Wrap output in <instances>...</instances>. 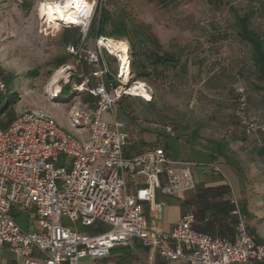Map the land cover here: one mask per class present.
Returning a JSON list of instances; mask_svg holds the SVG:
<instances>
[{
    "label": "built area",
    "instance_id": "2783aa9c",
    "mask_svg": "<svg viewBox=\"0 0 264 264\" xmlns=\"http://www.w3.org/2000/svg\"><path fill=\"white\" fill-rule=\"evenodd\" d=\"M84 1L91 6L88 18L83 16L85 19L77 25L60 26L78 27L83 34L82 42L67 50L82 58L89 68L75 91L87 92L97 99L96 109L86 115L88 138L66 131L53 116L33 110L22 112L6 130L0 125V254L8 245L17 259H24L18 264H79L83 258L106 259L114 248L132 247L138 241L169 263L264 264V243L250 233L236 197L231 198L236 218V240L231 242L198 231L192 211L171 233L152 228L143 205L127 193V179L139 176L146 179L141 199L151 203L156 191L172 197L193 191L196 185L192 169L199 164L173 161L163 149L135 158L125 156L129 133L116 118L115 109L123 97H135L130 91L141 82L130 84V73L128 81L122 79L123 63L114 55L118 71L110 79L106 54H112L103 44L108 39H96L92 48L85 46L95 8L101 9L107 0ZM143 85L151 96L147 83ZM238 93L236 116L244 134L264 132V122L248 113L245 89L240 88ZM8 94L0 74V101ZM105 114L113 115L112 124L104 120ZM83 118L84 113L74 114V129H80ZM165 133L171 137L176 134L172 126L165 127ZM16 209L34 212L39 230H23L12 214ZM63 218L74 228L64 225ZM77 223L87 229L97 224L108 229L90 235L82 233ZM37 255L40 262L34 260Z\"/></svg>",
    "mask_w": 264,
    "mask_h": 264
},
{
    "label": "rangeland",
    "instance_id": "374dc122",
    "mask_svg": "<svg viewBox=\"0 0 264 264\" xmlns=\"http://www.w3.org/2000/svg\"><path fill=\"white\" fill-rule=\"evenodd\" d=\"M56 2L58 0H0V70L4 75L15 76L11 91L19 98L14 106L17 116L26 110L43 112L53 116L64 129L76 134L77 130L71 129L69 124L72 110L84 113L80 129L87 128L86 115L91 114L90 107L80 101L75 91L78 79L87 73L82 71L67 50L73 44H63V35L69 27L60 26L61 21L48 8ZM249 2L185 0L164 9L153 0H115L112 6L125 8L131 19L150 27L163 52L177 55L181 62H186L182 63V72L168 73L162 80L148 81L151 96L148 93L145 95V86L141 82L132 91L141 106L138 108L135 103L128 105L131 113L138 114L145 123L163 121L165 125L176 128V136L183 142L192 145L205 147L209 140L225 137V128L215 136L210 135L208 129H203L196 138L192 135L194 128L222 109L230 110L231 125L236 126L237 90L248 88L257 78L250 51L239 43L236 36L234 10L244 15L250 9ZM99 13L98 6L91 23ZM53 16L55 19H52ZM263 21L264 14L254 17L253 28L263 30ZM109 40L121 48L126 46L127 51L120 49L115 54L125 52L132 61L133 51L128 40ZM86 42L93 46L95 40L92 38ZM64 58L69 60L68 63L57 68ZM117 63L112 61L113 71H116ZM55 81L61 87L58 93L55 92L57 85H53ZM67 85L70 86L69 96L62 91ZM53 93L56 96L54 99ZM7 100L5 97L0 104V114L6 108ZM150 104H154L155 109ZM115 111L117 113V108ZM119 117L127 120L122 110ZM228 139L231 151L242 166V174L235 171L232 197L237 198L240 206H247L249 227L264 241V159L255 153L254 144L242 139V136L236 140ZM169 147L173 158L181 155L174 139L169 140ZM255 157L257 160L253 162ZM201 158L206 159L205 156ZM15 213L20 216L16 220L23 230L29 231L33 222L34 229L39 230L35 214L17 209ZM63 224L74 228L67 218H63ZM76 227L82 233H88V229L80 223Z\"/></svg>",
    "mask_w": 264,
    "mask_h": 264
},
{
    "label": "crops",
    "instance_id": "0c3cea01",
    "mask_svg": "<svg viewBox=\"0 0 264 264\" xmlns=\"http://www.w3.org/2000/svg\"><path fill=\"white\" fill-rule=\"evenodd\" d=\"M249 6V8L254 7L258 10L257 16L264 14V2L250 0ZM257 31L261 34L264 41V29H258ZM238 41L250 51L252 65L257 74L256 80H253L251 84L248 85V113L251 116L258 117L262 122H264V81L259 78V69L254 63L253 51L251 47L242 43L239 39ZM95 43L91 47H94ZM106 58L111 70L110 79H114L118 71V63L116 71H113L112 61L117 62V59L113 55L108 54H106ZM134 89H136V87L132 88V91H134ZM145 91L146 89L144 88L145 95H148ZM146 97V99H149L148 96ZM134 103L138 105V108L141 106L138 99H135L134 97H123L116 106L117 113L115 111L116 118L125 124L126 130L129 133V141L125 148V156L127 158H135L158 149H163L168 158L173 161L193 162L199 164V166L192 169L196 185V188L193 191L174 197L164 196L159 191H156L153 203L141 199V192L146 185V179L144 177L139 176L134 179H127V193L136 196L139 202L143 205L144 214L149 221L150 226L161 230L162 232L171 233L181 218L187 212L192 211L197 216L195 228L198 231L214 237H222L234 242L236 240V218L232 215V211H229V205H231V198L233 194L232 184H235L236 182L235 170L228 165L224 159L209 162L206 156V147H202L199 144L192 145L190 142H183L181 138L169 137V135L165 133V124L163 121L156 120L155 122L149 121L148 123H145L140 116H137L138 114L136 115L135 113H131V110L128 109V105H134ZM121 110L127 120L120 119L119 112ZM92 111L93 110L91 109V112ZM75 113L77 112L72 110L69 117L71 129H74L71 123V118L74 117ZM231 116L232 114L230 110L226 109H224V111L222 109L220 112L211 114V116L206 120V122L211 124V127L207 128L210 135L215 136L217 135V132L219 133L225 128L224 132L227 133L228 137H231L234 140L241 137L242 132L240 127L237 126L238 122L236 118L234 119L236 120L237 127L231 125L233 124ZM104 119H106L107 122H113L114 117L112 114H105ZM75 135L86 140L88 138V129L85 127L83 129H79ZM170 139H174L176 141L177 149L179 150V154H181L177 158H173L171 155L169 147ZM228 141L230 142V140ZM202 151L206 159L201 158ZM198 156L201 159H199ZM255 160H257L256 157L252 159L253 162ZM211 165L218 167L219 171H214ZM31 213L35 214L34 212ZM30 224V230L37 231L34 229V222ZM93 227L98 230L97 234L108 229L106 226L100 224ZM39 258L40 256L37 255L34 260L40 262ZM19 262L23 263L24 259H17L16 255L10 250V247L8 245L4 246L0 254V264H18ZM79 264L187 263L184 261H174L169 263L158 254H153L148 248L136 241L132 247L114 248L110 256L106 259L94 261L91 258H83L79 261Z\"/></svg>",
    "mask_w": 264,
    "mask_h": 264
},
{
    "label": "trees",
    "instance_id": "16d2710c",
    "mask_svg": "<svg viewBox=\"0 0 264 264\" xmlns=\"http://www.w3.org/2000/svg\"><path fill=\"white\" fill-rule=\"evenodd\" d=\"M115 0L109 1V6L102 7L100 9V13L98 18L91 23L88 35L85 38V46L87 48H92L87 44V40L94 38H106L113 39L116 41H121L123 39L128 40L131 49L133 51V59L131 61V69H130V84L135 82H144L148 83L153 79H164L167 74H174L176 71L182 72V63L180 58L177 55L170 54L168 52L162 51V46L154 35L152 30L146 24L137 22L130 18L128 12L125 8L120 6H112ZM160 7L164 9H169L175 5H178L182 1L185 0H153ZM258 1V0H252ZM235 18H236V36L237 38L244 44L249 45L253 51V59L254 63L259 69V78L264 81V41L261 34L252 26V20L257 16L258 10L254 7L250 8L248 12L244 15H239V13L234 10ZM66 33L63 35V44L68 46L70 44L79 45L83 40V34L81 33L80 28L78 27H69L66 30ZM74 57V56H72ZM78 65L82 68L84 73H89V68L87 64L82 60V58L74 57ZM69 60L66 58L62 59L57 68L68 63ZM179 69V70H178ZM1 76L4 78L9 94L6 96L7 106L4 108L0 114V125L3 130L8 129L13 121L18 117L15 113L14 106H16L19 102V98L16 94L12 93L11 87L14 83L15 76L13 75H4V73L0 70ZM82 79H78V84L81 83ZM245 89V94L247 98V104L249 103V89ZM70 86H65L62 90L64 93L68 94ZM84 104L88 105L90 109H96L97 99L90 95L87 92H76ZM0 101V104H2ZM236 110H235V118L238 122V126L242 132V139L249 141L254 144L255 153L264 159V132H258L253 136H246L244 134L243 128L240 126V122L236 116V112L239 108V93L237 90L236 97ZM152 108L155 109L154 104H150ZM170 126L168 124L165 127ZM164 127V130H165ZM211 127V124L208 122H204L200 124L198 128H194L193 137H198L201 134L203 129H207ZM176 131V128L173 127ZM176 133V132H175ZM170 137V136H169ZM173 138H180L176 136ZM228 136L221 139H211L207 142L206 148L207 153L206 156L209 162H214L219 159H224L228 165H230L237 173L242 174V166L236 156L230 149V142L228 141ZM202 153V154H201ZM201 156H204L203 151L201 152ZM233 210V206L229 205V211ZM242 212L246 216L247 206H242ZM13 216L16 219H19L20 216L15 213V210L12 211ZM197 218V216H196ZM248 228L250 233L257 238V240L261 243L264 241L259 238L253 230L249 227L247 221ZM91 228V227H90ZM90 235H95L98 233L97 229H89L87 231Z\"/></svg>",
    "mask_w": 264,
    "mask_h": 264
},
{
    "label": "bare ground",
    "instance_id": "6f19581e",
    "mask_svg": "<svg viewBox=\"0 0 264 264\" xmlns=\"http://www.w3.org/2000/svg\"><path fill=\"white\" fill-rule=\"evenodd\" d=\"M48 8L51 10L52 13L54 12V15L59 21H61V23L77 25L82 23V21L85 19L83 18V16L88 18L89 10L91 6L87 4L84 0H66V2H62V3H60L59 1L54 4L51 3V5H49ZM52 19H55V17L53 16ZM103 44H105L106 46L108 45L107 48L112 55L120 57L123 63L121 70V78L124 79L125 81H128L130 68H131V60L129 58V55H127L125 52L119 53V55L115 54L120 49L122 51H127L128 48L126 46L124 48H121L116 43H110L109 39L108 41H104ZM53 85L54 86L57 85V82L55 81ZM139 85H136L133 88L139 87ZM55 88H56L55 92L57 93L60 92L59 90L61 87H58L57 85ZM130 93L132 94V89ZM55 97L56 96L53 93L52 98L54 99Z\"/></svg>",
    "mask_w": 264,
    "mask_h": 264
}]
</instances>
